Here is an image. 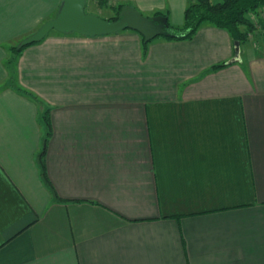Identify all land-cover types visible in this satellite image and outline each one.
<instances>
[{"label":"crops","instance_id":"0c3cea01","mask_svg":"<svg viewBox=\"0 0 264 264\" xmlns=\"http://www.w3.org/2000/svg\"><path fill=\"white\" fill-rule=\"evenodd\" d=\"M118 1L182 25L193 0ZM61 2L0 0V264H264V46L52 30L14 64L37 104L9 49Z\"/></svg>","mask_w":264,"mask_h":264},{"label":"trees","instance_id":"16d2710c","mask_svg":"<svg viewBox=\"0 0 264 264\" xmlns=\"http://www.w3.org/2000/svg\"><path fill=\"white\" fill-rule=\"evenodd\" d=\"M100 5H106L108 0H99ZM125 4L119 3L115 7L116 13L108 20H117L120 18V12ZM261 10L264 13V0H193L189 3L185 11L184 22L182 25H173L169 20L167 13L156 12L154 16L163 14L167 18V23L163 25V36L169 40H189L192 39L200 27L204 23H211L216 27L227 30L233 41H240L241 45H244L248 40V35L256 28V22H259L264 27V18H261L257 11ZM255 14V22L250 15ZM143 49L146 54L148 44L150 41H145L142 36ZM31 45V44H30ZM29 45L26 46H13L9 49L10 57L7 60V67L10 70V85L14 87L18 92L33 99L37 104H41V101L34 94L21 89L15 82V70L14 64L17 56ZM228 63H222L215 65L213 69L227 66ZM43 124L47 129V134L43 139V146L41 152L38 155V164L41 171L43 181L50 186V180L47 175L45 165V152L47 142L50 136V122L48 113L42 116Z\"/></svg>","mask_w":264,"mask_h":264},{"label":"water","instance_id":"95a60500","mask_svg":"<svg viewBox=\"0 0 264 264\" xmlns=\"http://www.w3.org/2000/svg\"><path fill=\"white\" fill-rule=\"evenodd\" d=\"M156 23H159L158 27ZM167 18L162 15L153 18L144 16L136 8L125 5L117 20H108L86 11V0H62L57 15L47 21L36 33L27 37L21 46L30 45L44 39L52 30L76 32L85 36L107 35L131 29L139 32L150 41L163 34ZM234 57L231 62L241 60L242 45L234 42Z\"/></svg>","mask_w":264,"mask_h":264},{"label":"rangeland","instance_id":"374dc122","mask_svg":"<svg viewBox=\"0 0 264 264\" xmlns=\"http://www.w3.org/2000/svg\"><path fill=\"white\" fill-rule=\"evenodd\" d=\"M214 1H219V0H214ZM118 4H119L118 0H108V3L106 5H100L99 0H86V11L88 13L96 14V15L101 16L102 18L108 19V18H111L115 15V13H116L115 7H117ZM261 14L262 13H260V15ZM255 16L256 15L254 13L252 15H250V17H252L253 19H255ZM260 17L264 18V15H261ZM254 21L256 22L257 19H255ZM256 24L257 25H256L255 29H257V28L262 29V25L259 22H256ZM263 31H264V27H263ZM259 37H261V36H259ZM259 37H257V34H255V30H253V32H251L248 35V40L242 46V49L243 50L245 48L251 49V46H253L254 42H255L256 46H258V44H261L264 46V39L259 38Z\"/></svg>","mask_w":264,"mask_h":264}]
</instances>
